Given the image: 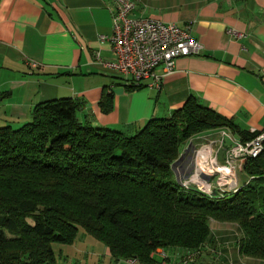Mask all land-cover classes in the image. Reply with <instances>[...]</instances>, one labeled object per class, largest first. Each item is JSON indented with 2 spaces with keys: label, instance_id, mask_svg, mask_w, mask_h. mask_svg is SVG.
I'll use <instances>...</instances> for the list:
<instances>
[{
  "label": "trees",
  "instance_id": "1",
  "mask_svg": "<svg viewBox=\"0 0 264 264\" xmlns=\"http://www.w3.org/2000/svg\"><path fill=\"white\" fill-rule=\"evenodd\" d=\"M81 108L70 97L48 100L21 127H0V264H57L53 243L72 244L80 228L115 258L154 264L158 247L202 250L211 220L238 224L239 252L264 260V150L246 162L240 188L222 197L172 178L196 133L227 127L246 141L259 131L193 96L133 134L83 121Z\"/></svg>",
  "mask_w": 264,
  "mask_h": 264
},
{
  "label": "crops",
  "instance_id": "2",
  "mask_svg": "<svg viewBox=\"0 0 264 264\" xmlns=\"http://www.w3.org/2000/svg\"><path fill=\"white\" fill-rule=\"evenodd\" d=\"M132 1L136 17L190 27L202 44L200 53L177 58L172 73L156 68L160 87L144 80L132 89L129 79L96 61L97 51L105 60L114 57L110 42L101 39L113 33L112 0H0V127H21L36 104L70 97L82 103L81 120L133 134L193 96L242 129H264V0ZM186 144L178 158L184 163ZM85 233L71 244L81 264H131ZM158 250L166 252L167 264L189 251ZM154 258H162L159 251Z\"/></svg>",
  "mask_w": 264,
  "mask_h": 264
},
{
  "label": "built area",
  "instance_id": "3",
  "mask_svg": "<svg viewBox=\"0 0 264 264\" xmlns=\"http://www.w3.org/2000/svg\"><path fill=\"white\" fill-rule=\"evenodd\" d=\"M135 8L132 0H112L113 33L110 36L102 35L101 39L110 42L114 57L105 60L97 51L95 58L113 75L127 78L134 85L150 80V85L160 87L161 75L156 73V68L163 66L165 74L172 73L177 58L200 53L202 44L192 35L190 27L184 28L177 23L155 18L136 17ZM228 32L235 37L242 35L234 29ZM198 138L200 140L193 150L191 167L186 169L178 159L173 168L177 169V179L183 189L211 198L236 192L240 188L239 174L246 162L257 158L264 150V129L246 141L227 127ZM192 146L191 141L188 148ZM156 251L160 252L162 258L154 264H167L168 257L164 250H155L151 256ZM200 252L189 250L183 256V263L193 261ZM129 262L136 264L141 261L130 257Z\"/></svg>",
  "mask_w": 264,
  "mask_h": 264
},
{
  "label": "rangeland",
  "instance_id": "4",
  "mask_svg": "<svg viewBox=\"0 0 264 264\" xmlns=\"http://www.w3.org/2000/svg\"><path fill=\"white\" fill-rule=\"evenodd\" d=\"M219 128L221 127L206 129L191 136L186 143L192 141L193 146L189 148L190 150L187 152V154H185V156L187 155L185 163L183 160H181L179 164H185L182 166H186V169L190 168L194 156L193 150L200 140V138L198 139V137L204 132L214 131ZM183 148L184 145H182L181 149ZM174 169L175 173L177 169L176 167H174ZM174 173L172 175V178L177 181V178ZM242 176H244V172H242L241 177ZM210 226L212 229V235L210 240L205 244L206 246H203V249L194 258V260L189 262L188 264H264V260L252 257H245L239 252L238 245L239 240L242 236V230L240 229L238 224L211 220ZM80 233V235L85 233L83 228H80ZM53 248L57 258V264H78L80 263V261L82 263L81 257H79L80 261L77 259V255L79 253H77L76 248H74V246L71 247V244L55 242L53 243ZM158 249H166V251H169L171 254L172 251H177L179 253L180 251L186 250L185 248L179 246H172L168 248L158 247L155 250ZM173 263L185 264L183 263V256H180L178 259L173 258Z\"/></svg>",
  "mask_w": 264,
  "mask_h": 264
}]
</instances>
